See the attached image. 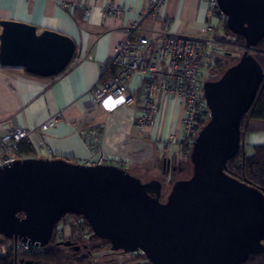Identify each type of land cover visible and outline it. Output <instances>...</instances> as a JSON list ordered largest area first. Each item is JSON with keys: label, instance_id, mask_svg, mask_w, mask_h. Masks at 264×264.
<instances>
[{"label": "water", "instance_id": "water-1", "mask_svg": "<svg viewBox=\"0 0 264 264\" xmlns=\"http://www.w3.org/2000/svg\"><path fill=\"white\" fill-rule=\"evenodd\" d=\"M216 2L227 30L244 40V51L202 86L209 120L192 144L189 178L165 195L160 181L142 182L125 168L22 159L0 168L3 238L47 246L57 223L71 215L82 217L91 237L112 251H142L149 264H243L264 254V196L225 174L240 148L239 122L263 78L248 52L264 38V0ZM0 27L1 67L52 78L73 59L75 44L66 36L14 22Z\"/></svg>", "mask_w": 264, "mask_h": 264}, {"label": "crops", "instance_id": "crops-1", "mask_svg": "<svg viewBox=\"0 0 264 264\" xmlns=\"http://www.w3.org/2000/svg\"><path fill=\"white\" fill-rule=\"evenodd\" d=\"M148 1L0 0V22L29 25L37 33L56 32L75 44L73 60L57 77L41 78L21 68L0 66V137L15 128L36 129L49 118L58 116L60 121L54 128L29 136L26 143L32 150L23 157L65 159L86 165L90 150L83 138L73 134L65 123H106L100 146L104 155L120 163L112 166L132 170L161 161L164 177L176 170L183 113L176 97L159 95L156 113L143 128L138 125L143 117L139 80L112 111L107 107L115 101L108 99L110 103H106V107L99 108L88 118L83 119L82 114L83 105L94 92L100 68L124 38V29L140 26L141 34L147 36L159 29L161 19H168L170 34L195 39L204 36L201 32L204 25L217 22L208 17V7L203 0H166L157 19L145 18L143 11ZM107 10L110 15L106 14ZM248 129L246 148L264 147V121L250 120ZM40 143L45 146L41 147Z\"/></svg>", "mask_w": 264, "mask_h": 264}, {"label": "built area", "instance_id": "built-area-1", "mask_svg": "<svg viewBox=\"0 0 264 264\" xmlns=\"http://www.w3.org/2000/svg\"><path fill=\"white\" fill-rule=\"evenodd\" d=\"M166 0H149L143 11L144 17L158 18V13ZM208 7V17L216 19V24L207 23L201 29V38L190 39L168 32L170 20L161 19L159 29L147 36L141 34L140 26L124 29V38L116 45L112 55L100 68V75L90 99L83 105V119L102 107H106L108 99L115 104L107 107L112 111L124 101L127 91L136 80L140 81L142 91L143 117L138 125L143 128L149 125L157 110V97L164 95L176 97L182 108L181 144L184 148L183 159L189 157L194 139L200 129L209 120V112L205 106L201 78L211 70L214 60L220 52L219 48H231L229 44H221L214 39L215 28L224 18L216 0H203ZM65 7V6H64ZM110 15V10L106 11ZM73 60V59H72ZM120 102V103H122ZM60 121L58 116L51 117L36 129L15 128L0 137V168L25 159L21 154V144L28 142L35 132L46 133ZM73 134L80 135L90 150L87 166L118 165L101 152V133L105 124L83 125L82 122L65 123ZM173 139V138H172ZM172 141V140H171ZM41 147L45 145L40 143ZM47 152L50 153L47 148ZM75 227L83 240L90 237V229L82 217L64 216L56 225L54 235L61 241L66 229ZM4 238L0 235V244ZM51 250V244L40 247L17 240L13 242L11 254L18 257H43ZM142 251L129 253V259L143 256Z\"/></svg>", "mask_w": 264, "mask_h": 264}, {"label": "trees", "instance_id": "trees-1", "mask_svg": "<svg viewBox=\"0 0 264 264\" xmlns=\"http://www.w3.org/2000/svg\"><path fill=\"white\" fill-rule=\"evenodd\" d=\"M215 29V41L221 44H229L233 46L230 49H232L238 55V61L239 57L244 51V40L241 37L232 35L227 30L225 26V18H222ZM221 51L227 50L222 48ZM248 57L257 66L259 72L263 75V78L252 106L239 122L240 148L235 157L226 164L225 174L240 182L245 180L249 186L260 191L264 196V147H253L248 149L245 145V138L249 132V121H264V38L259 41L255 47H252L249 50ZM222 58H228L227 53H223ZM235 64L226 66L227 64L224 62V60H214L211 70L214 72L216 77L213 81L217 80L228 68ZM82 124L87 125L86 123ZM180 146V158L178 159L179 163L175 166V169L179 172H185V167H183L182 163L184 148L182 144H180ZM20 148L21 154L24 156H28L32 150L30 144L26 142L22 143ZM163 201L164 200H162V202ZM69 239H72V237H69ZM55 240L56 236L53 234L51 253L43 258V260L45 264H67L65 250L61 247H58ZM6 241L12 240H7L4 238V242ZM95 249L105 252L108 251V247L105 245L92 248V250ZM11 258V252L6 256L0 257V264H11ZM76 264H91V261L86 262L85 259H81L80 261H76ZM243 264H264V254L258 253L252 255Z\"/></svg>", "mask_w": 264, "mask_h": 264}, {"label": "rangeland", "instance_id": "rangeland-1", "mask_svg": "<svg viewBox=\"0 0 264 264\" xmlns=\"http://www.w3.org/2000/svg\"><path fill=\"white\" fill-rule=\"evenodd\" d=\"M219 49H220V52L217 56V59L224 60V62L227 64L226 66H230L236 63L238 55L232 49L229 50V48H224L227 51H221L222 47ZM223 53H227L228 58H222ZM203 74L204 75L202 76L201 82H200L201 88L205 82L213 81L216 77V75L214 74L212 70L206 73H203ZM182 163H183V167H185V172L183 171L179 172L177 170L169 171V174H167L166 177H164L162 173L163 166H161V161L155 164L144 166V167H139L135 169L132 168V170L130 169L131 171L130 170L128 171L131 172V174H133L135 177L139 178L142 182H146L152 179L160 181L163 186V193L167 195L171 189V186L175 182L187 180L191 174V165L189 162V157L188 158L186 157L185 159H183ZM65 233L66 234L61 239V241H68L69 237L77 236L78 230L75 227H69L66 229ZM90 237H91V234H90ZM56 240H59V239L56 238ZM56 242H60V241H56ZM90 246L95 247L97 246V244L94 243L93 245H90ZM12 248H13L12 241H6L4 243H1L0 244V257L6 256L7 254H9ZM97 251L98 249L92 250V253L97 252ZM99 251L100 252L94 253L93 255L90 256L91 264H110L111 260H113L112 262H114V264H122V263L125 264L131 260V259L129 260L124 257L123 258H118L117 256L111 257V254L108 253L107 251L106 252L101 251V250Z\"/></svg>", "mask_w": 264, "mask_h": 264}, {"label": "flooded vegetation", "instance_id": "flooded-vegetation-1", "mask_svg": "<svg viewBox=\"0 0 264 264\" xmlns=\"http://www.w3.org/2000/svg\"><path fill=\"white\" fill-rule=\"evenodd\" d=\"M62 242H69L70 244H72L71 246H67V247L58 246V247H61L65 250V256L67 259V264H76V261H80L81 259H85L86 262H89L91 259V257H90L91 255H93L94 253L100 252L98 250L97 252L92 253V248H94V247H92L90 245H93L94 243L97 244V246H95V247H99L101 245L107 246L108 247L107 252L111 254V257L117 256L118 258L124 257V258L129 259L126 256L128 254H125L122 251H112L109 243H107L105 241H100V240L95 239L93 237H89L87 240H83L77 234V236L72 237V239H68V241H60V242H56V243L58 244V243H62ZM90 242H92V243H90ZM262 244L264 246V243H262ZM50 253H51V250L43 257L33 256V257L14 258L12 255L10 263L11 264H45L43 258L48 256ZM112 261L113 260H111L110 264H114V262H112ZM125 264H149V263L143 255V256L134 257L133 259L128 261V263H125Z\"/></svg>", "mask_w": 264, "mask_h": 264}, {"label": "snow or ice", "instance_id": "snow-or-ice-1", "mask_svg": "<svg viewBox=\"0 0 264 264\" xmlns=\"http://www.w3.org/2000/svg\"><path fill=\"white\" fill-rule=\"evenodd\" d=\"M120 102H122V101H117L116 103H120ZM106 103H110V101L109 102H106Z\"/></svg>", "mask_w": 264, "mask_h": 264}]
</instances>
